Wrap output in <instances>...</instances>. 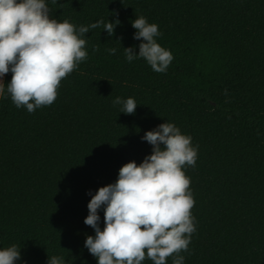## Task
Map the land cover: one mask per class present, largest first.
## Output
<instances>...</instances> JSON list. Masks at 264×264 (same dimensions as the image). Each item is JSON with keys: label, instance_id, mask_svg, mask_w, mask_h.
<instances>
[{"label": "trees", "instance_id": "obj_1", "mask_svg": "<svg viewBox=\"0 0 264 264\" xmlns=\"http://www.w3.org/2000/svg\"><path fill=\"white\" fill-rule=\"evenodd\" d=\"M9 1L0 264H264V0Z\"/></svg>", "mask_w": 264, "mask_h": 264}, {"label": "built area", "instance_id": "obj_2", "mask_svg": "<svg viewBox=\"0 0 264 264\" xmlns=\"http://www.w3.org/2000/svg\"><path fill=\"white\" fill-rule=\"evenodd\" d=\"M12 7L9 0H4L0 6V75L3 77L10 56L11 38L15 26H11Z\"/></svg>", "mask_w": 264, "mask_h": 264}, {"label": "rangeland", "instance_id": "obj_3", "mask_svg": "<svg viewBox=\"0 0 264 264\" xmlns=\"http://www.w3.org/2000/svg\"><path fill=\"white\" fill-rule=\"evenodd\" d=\"M1 86H2V76L0 75V90H1Z\"/></svg>", "mask_w": 264, "mask_h": 264}, {"label": "crops", "instance_id": "obj_4", "mask_svg": "<svg viewBox=\"0 0 264 264\" xmlns=\"http://www.w3.org/2000/svg\"><path fill=\"white\" fill-rule=\"evenodd\" d=\"M2 80H3V77H2Z\"/></svg>", "mask_w": 264, "mask_h": 264}]
</instances>
